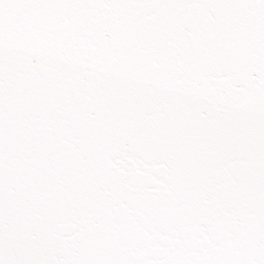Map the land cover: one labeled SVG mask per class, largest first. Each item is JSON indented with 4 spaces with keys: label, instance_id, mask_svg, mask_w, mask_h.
<instances>
[{
    "label": "snow or ice",
    "instance_id": "obj_1",
    "mask_svg": "<svg viewBox=\"0 0 264 264\" xmlns=\"http://www.w3.org/2000/svg\"><path fill=\"white\" fill-rule=\"evenodd\" d=\"M0 264H264V0H0Z\"/></svg>",
    "mask_w": 264,
    "mask_h": 264
}]
</instances>
